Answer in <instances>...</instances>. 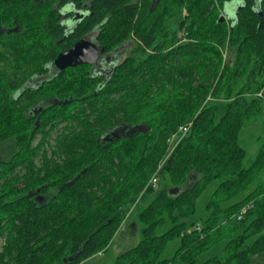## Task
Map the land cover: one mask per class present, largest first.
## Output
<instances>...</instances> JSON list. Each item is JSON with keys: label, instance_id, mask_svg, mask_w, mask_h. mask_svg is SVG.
Segmentation results:
<instances>
[{"label": "trees", "instance_id": "1", "mask_svg": "<svg viewBox=\"0 0 264 264\" xmlns=\"http://www.w3.org/2000/svg\"><path fill=\"white\" fill-rule=\"evenodd\" d=\"M51 1L0 0V28L13 26L0 32V144L15 149L0 159V264H81L107 251L138 202L139 241L114 264H196L223 236V254L198 264H264V149L246 165L238 141L245 122L264 110L257 95L264 96V0H244L234 19L222 20L225 4L239 0H93L58 46L95 27L105 71L76 64L18 93L25 78L16 74L46 70L54 56L46 54L63 36ZM178 13L170 31L165 23ZM40 99L49 104L37 125ZM188 122L159 170V185L146 186L166 138ZM138 123L149 130L102 140L110 128ZM211 179L218 181L213 209L187 230L180 217L194 213ZM245 206L232 225L219 221ZM165 217L170 227L155 234ZM175 238L173 255L162 258Z\"/></svg>", "mask_w": 264, "mask_h": 264}, {"label": "rangeland", "instance_id": "2", "mask_svg": "<svg viewBox=\"0 0 264 264\" xmlns=\"http://www.w3.org/2000/svg\"><path fill=\"white\" fill-rule=\"evenodd\" d=\"M227 4H225V7L229 9ZM232 4L233 5L231 6L230 11L233 14L236 7L233 2ZM181 18H182V14L178 13L175 16L169 18V20L166 21L165 26L170 31L177 29L178 23ZM228 55H229V52H226V56ZM222 109L223 108L221 107L220 113ZM62 125L63 124H61V126ZM59 131H60V127L58 126L51 132L49 139H48L49 144H53V139L56 136V134L59 133ZM38 138H39V135H37L34 142H36ZM167 138L165 141L166 147H165L164 155L160 158V161L158 162V165H156V168L153 172V174L155 173L158 177V185L160 182V177H159V171H157V169L159 168L160 165L162 167L163 163H165L164 161L168 158V156L170 155V153L173 151V149L175 148L177 144L176 143L173 146V144H170ZM238 141L245 150L244 163L248 165L252 162V160L255 158L258 152L264 149V110L263 112H260L252 116L245 122V124L242 126L239 132ZM14 150L15 149L13 148V145L10 141L1 143L0 144V159H4V160L8 159L13 154ZM35 161L38 165H40L41 159L39 156L35 159ZM259 177L260 178L264 177V168H262L261 171L259 172ZM217 185H218L217 180L215 179L209 180L202 187V189L199 191V193L196 196L194 213L192 215L180 217V220L186 222L187 230L190 229L191 227H194V224L192 223L197 222V225H199L204 219H206L209 216L213 207H209L208 203H209V200L212 198V195ZM239 198L240 196H236L228 200H219L217 205L221 208H224L230 203L236 200H239ZM137 206L138 207L143 206V203L138 202L135 208L133 206L131 209H129V211L125 213L120 229L112 237L108 245L107 251H100L96 255L82 262L81 264H114L115 257L117 254L121 253L122 251L138 243L139 238H140L141 224L138 222V219L136 218V210L138 208ZM235 217H236V214L232 218L226 219L225 215H221L219 218V221L226 222V225H232L236 221ZM170 225H171L170 219L168 217H165L163 223L159 224L155 228V234H160L164 232L166 229L170 227ZM227 240H228V237L223 236L222 238H220L218 242L214 243L213 245H211L210 247H208L207 249L199 253L196 264L208 258H211L213 256L222 255L224 252V247H225ZM1 244H2V241L0 240V245ZM178 245H179L178 238L170 240L166 244L164 250L162 251L161 257L170 258L173 255L175 249L178 247Z\"/></svg>", "mask_w": 264, "mask_h": 264}, {"label": "flooded vegetation", "instance_id": "3", "mask_svg": "<svg viewBox=\"0 0 264 264\" xmlns=\"http://www.w3.org/2000/svg\"><path fill=\"white\" fill-rule=\"evenodd\" d=\"M31 1H38V0H31ZM39 1H43V0H39ZM45 1H51V0H45ZM92 2L93 0H82L80 4L78 2L74 3L72 0H52L51 2H49V4L51 3L50 10H52L55 14L59 15V18L57 20V25L61 28L63 35L59 37L58 40H55L56 46L60 44V42L63 40L62 38L65 39L68 35H72V32H74L75 25L77 24L78 20L90 14ZM243 4H244V0H239V4L236 6V8L242 6ZM228 7L230 10L231 6L228 5ZM236 8L233 14L231 11L224 12L223 14L224 18L226 17L227 19L228 18L234 19L236 15ZM0 29H1L0 32H4V31L10 32V30L13 29V26L7 29H3L1 27ZM95 35H96V30L95 27H93L89 35H85L79 38L78 40L80 39L89 40L95 43L98 47L99 54L97 59L92 63H86L90 65V72L94 70L97 71L99 69L105 71V62L108 56L102 54L103 53L102 49L99 47V45L96 42V39L94 38ZM78 40L73 41L71 45L67 47L58 46V48L56 47L57 49L54 48V50H49V53L46 54V56L48 57L50 54H53L54 56L53 58H51V60H49L51 63L46 64L45 66L46 70H43L41 72L19 71L16 75L25 78V81L22 82L20 84V87L15 89V91L21 93L26 88L32 90L35 88V86L38 85L39 82L47 81L48 79L60 74L61 71H64L66 68H69L70 66H67L64 69H59L54 65V59L60 52L67 50ZM48 104L49 103L47 99H40L39 104H36V106L33 108V117L37 125L39 124L38 122L40 119L39 117L40 113L46 106H48Z\"/></svg>", "mask_w": 264, "mask_h": 264}, {"label": "water", "instance_id": "4", "mask_svg": "<svg viewBox=\"0 0 264 264\" xmlns=\"http://www.w3.org/2000/svg\"><path fill=\"white\" fill-rule=\"evenodd\" d=\"M223 18L224 16L222 13L220 15V20ZM98 54L99 50L95 43L86 39H80L67 50L60 52L54 59V65L59 69H64L67 66H73L76 64L92 63L97 59ZM53 102L56 103L55 100H53ZM147 130H149V128L144 123H138L135 125H119L108 129L102 136V140L110 141L120 138L121 136H129L135 132H144ZM83 172L84 170H82L80 173ZM69 183H71V181L67 184Z\"/></svg>", "mask_w": 264, "mask_h": 264}, {"label": "built area", "instance_id": "5", "mask_svg": "<svg viewBox=\"0 0 264 264\" xmlns=\"http://www.w3.org/2000/svg\"><path fill=\"white\" fill-rule=\"evenodd\" d=\"M257 95L262 98V103L264 105V96L262 95V91L257 92ZM190 126H191V122H188L186 124H182V125L178 126L177 130L174 133H172L167 138V140L170 142V144H173V146H174L176 143H178L187 134L188 130L190 129ZM160 168H161V165L159 166L157 171H159ZM146 186H151L152 188H157L158 177L155 173L151 175ZM245 210H246V207H243L238 213H236L237 219H240L242 217Z\"/></svg>", "mask_w": 264, "mask_h": 264}, {"label": "bare ground", "instance_id": "6", "mask_svg": "<svg viewBox=\"0 0 264 264\" xmlns=\"http://www.w3.org/2000/svg\"><path fill=\"white\" fill-rule=\"evenodd\" d=\"M245 207H246V206H245ZM241 209H242V208H241ZM241 209H240V210H241ZM240 210H239V211H240ZM236 219H237V217H236Z\"/></svg>", "mask_w": 264, "mask_h": 264}]
</instances>
